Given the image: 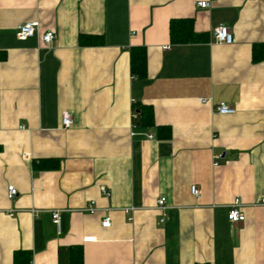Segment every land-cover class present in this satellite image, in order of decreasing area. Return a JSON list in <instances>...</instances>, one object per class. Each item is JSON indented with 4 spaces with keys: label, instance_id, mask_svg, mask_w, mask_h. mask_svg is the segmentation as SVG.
Here are the masks:
<instances>
[{
    "label": "crops",
    "instance_id": "crops-1",
    "mask_svg": "<svg viewBox=\"0 0 264 264\" xmlns=\"http://www.w3.org/2000/svg\"><path fill=\"white\" fill-rule=\"evenodd\" d=\"M197 1L0 0V264L17 251L63 264L75 246L83 264H264V59H252L264 0ZM183 18L204 40L171 43L169 22ZM31 21L34 35L18 38ZM219 24L232 43L213 40ZM221 101L235 112L217 113ZM236 197L242 218L230 222Z\"/></svg>",
    "mask_w": 264,
    "mask_h": 264
},
{
    "label": "built area",
    "instance_id": "built-area-1",
    "mask_svg": "<svg viewBox=\"0 0 264 264\" xmlns=\"http://www.w3.org/2000/svg\"><path fill=\"white\" fill-rule=\"evenodd\" d=\"M210 4L209 0H200L196 2L197 6L200 7H208ZM36 27H37V23L36 22H25V23H21L19 25H17L16 27V36L20 39H25L27 37H30L32 35H34L35 31H36ZM54 37V33L51 30H48L46 32H44L41 35V39L42 41L47 44L49 43ZM212 38L214 41L219 42V43H226V44H230L233 41V36L230 32V30L228 29L227 26L223 25V24H219L217 26H215L212 29ZM164 48H169L168 46L164 47ZM198 100L201 103H208L209 102V98H205V97H199ZM216 111L219 114H232L235 112V109L233 107H230L229 105H227L225 102H219L218 105L216 106ZM136 117V113H133V118ZM60 122H61V128L62 129H67L69 128L72 123H73V118L72 115L69 111L67 110H63L61 111V115H60ZM149 137H151V135H149ZM219 158V155H214V161L213 164H217V159ZM101 192L108 196L109 195V191L101 186L100 187ZM190 192L192 193V195L199 197L200 196V190L198 189V187L195 184H192L190 186ZM17 191L16 188L13 185H8L7 186V197L8 198H13L16 195ZM166 198L161 196L159 198L156 199V208L159 209L161 211V215L162 217L160 218V222H162L164 220V210L166 208ZM260 204L264 205V198H262L260 200ZM243 206L242 202L240 201V199L238 197H236L232 203L229 205V209H228V213H227V218L230 222H237L240 221L242 218V213H241V207ZM87 212L89 213H94L97 209L94 205V201H89L86 204L85 209ZM59 210H53L51 211V219L52 222L56 225L57 227V231H60V215H59ZM101 225L104 227H108L110 225V219L108 216H105L102 220H101ZM89 237H87L86 239H88Z\"/></svg>",
    "mask_w": 264,
    "mask_h": 264
},
{
    "label": "trees",
    "instance_id": "trees-1",
    "mask_svg": "<svg viewBox=\"0 0 264 264\" xmlns=\"http://www.w3.org/2000/svg\"><path fill=\"white\" fill-rule=\"evenodd\" d=\"M169 36L172 44L196 42L204 40L203 34L193 31L191 19H171L169 22ZM79 42L85 44H97L101 42L100 37L80 35ZM252 59L261 61L264 59V44H255L252 48ZM146 52L144 47H133L130 49V72L132 75L141 78L145 75ZM140 122L144 125L152 123L151 109L140 110ZM137 125V123H135ZM13 264H31V254L27 251H17L13 256ZM63 264H83V252L81 246L72 247L69 260ZM208 264V263H196Z\"/></svg>",
    "mask_w": 264,
    "mask_h": 264
}]
</instances>
